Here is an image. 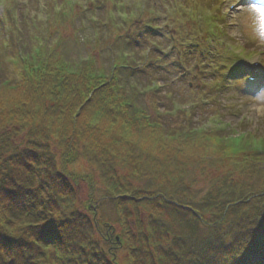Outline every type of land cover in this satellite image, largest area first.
I'll return each instance as SVG.
<instances>
[{"label": "trees", "instance_id": "trees-1", "mask_svg": "<svg viewBox=\"0 0 264 264\" xmlns=\"http://www.w3.org/2000/svg\"><path fill=\"white\" fill-rule=\"evenodd\" d=\"M56 66L23 63L16 84L0 73V264H252L264 249V157L253 142L135 111L117 69L107 78ZM143 134L159 142L138 145ZM81 158L99 179L69 171ZM203 161L236 166L199 198L188 169Z\"/></svg>", "mask_w": 264, "mask_h": 264}, {"label": "rangeland", "instance_id": "rangeland-1", "mask_svg": "<svg viewBox=\"0 0 264 264\" xmlns=\"http://www.w3.org/2000/svg\"><path fill=\"white\" fill-rule=\"evenodd\" d=\"M233 2L238 4V9L227 14L228 17L229 5L223 0H64L61 3L59 0H0V19H10L7 29L11 34L0 31V72L19 83L22 69L11 66L10 61L21 57L30 60L36 57L40 48L44 58L51 63L60 62L76 71L77 67L91 61L93 69L106 76L113 71V59L125 56L123 59L134 67V74L121 73V85L129 98L134 94L142 96L136 101L139 106L145 105L152 114V101L164 94L171 100L172 114L178 112L181 104L196 103L197 109L190 113V118L183 125L204 128L207 123H212L218 129L227 126L229 132L226 136L233 132V137L244 134L240 138L242 145L255 137L254 149L257 147L264 151V91H261L264 89V36L259 34L255 19L259 15L255 11L258 7L249 0ZM80 6H85L84 12L89 10V13H83ZM189 10L193 11L192 15ZM62 12H67L68 16L61 17ZM208 13L212 16L208 17ZM17 21L21 22L20 29L14 25ZM35 24L37 28H34ZM137 40L144 43H139L140 47L135 50L138 51L136 60H133L131 44ZM7 41L16 46L11 54L3 45ZM167 47H173V52L165 53ZM184 50L191 66L182 63ZM152 51L156 52L154 62L173 73L167 80L170 83L165 84L166 80L157 82L158 88L167 86L161 91L162 96L148 97V87L143 86L149 82V75L137 71L143 63L150 62ZM241 58L262 64L263 74L257 85H245L243 76L233 71ZM180 63L183 69L178 68ZM221 77L226 82H222ZM217 86L220 89L215 90ZM200 98H203V104ZM207 100L210 101L209 106L204 105ZM24 136L20 137L17 145L24 143L21 140ZM139 137L143 139L138 141V145L144 141L146 144L159 142L149 134ZM197 152L187 149L186 156ZM191 164L189 176L197 182L199 198L207 193L217 176L234 171L236 166L230 161L212 165L205 161ZM174 165L176 168L177 160ZM259 167L264 168V163ZM70 170L81 175L92 172L85 160ZM235 175L244 178L242 173L236 172ZM94 176L97 178L96 173ZM125 182L139 188L148 185L129 176ZM76 189L80 201L87 200L86 185L82 183ZM115 227L119 231V226ZM261 260L264 262V256Z\"/></svg>", "mask_w": 264, "mask_h": 264}, {"label": "snow or ice", "instance_id": "snow-or-ice-1", "mask_svg": "<svg viewBox=\"0 0 264 264\" xmlns=\"http://www.w3.org/2000/svg\"><path fill=\"white\" fill-rule=\"evenodd\" d=\"M255 11L259 13L258 17H256V21H258V31L261 36H264V8H256ZM264 91V89H261ZM237 143H239L237 141ZM262 146H264V141H262Z\"/></svg>", "mask_w": 264, "mask_h": 264}, {"label": "bare ground", "instance_id": "bare-ground-1", "mask_svg": "<svg viewBox=\"0 0 264 264\" xmlns=\"http://www.w3.org/2000/svg\"><path fill=\"white\" fill-rule=\"evenodd\" d=\"M262 100H263V102H264V98H263Z\"/></svg>", "mask_w": 264, "mask_h": 264}]
</instances>
